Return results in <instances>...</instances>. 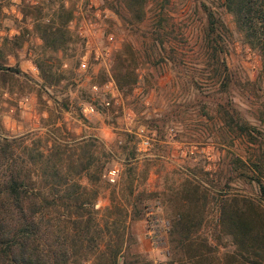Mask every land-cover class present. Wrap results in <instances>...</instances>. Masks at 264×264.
Here are the masks:
<instances>
[{"label": "rangeland", "instance_id": "rangeland-1", "mask_svg": "<svg viewBox=\"0 0 264 264\" xmlns=\"http://www.w3.org/2000/svg\"><path fill=\"white\" fill-rule=\"evenodd\" d=\"M155 1L141 11L125 0H0V137L90 159L94 179L77 181L100 253L218 264L236 248L219 221L221 197L264 204L253 180L264 176V52L244 41L225 0ZM205 6L227 28L226 88L205 54ZM231 115L248 132L229 127ZM191 196L202 204L195 244L174 250L171 221ZM96 257L81 264H106Z\"/></svg>", "mask_w": 264, "mask_h": 264}, {"label": "trees", "instance_id": "trees-1", "mask_svg": "<svg viewBox=\"0 0 264 264\" xmlns=\"http://www.w3.org/2000/svg\"><path fill=\"white\" fill-rule=\"evenodd\" d=\"M147 1L125 0V4H136L143 11ZM224 7L244 41L252 49L264 52V0H225ZM205 11V54L213 78L226 88L231 84L224 58L227 28L206 6ZM3 69L0 65V71ZM228 126L239 134L248 132L234 115ZM90 169L87 156L68 155L64 150L47 153L37 145L26 146L23 140L0 137V264H81L90 261L89 255L100 256L106 264H130L127 260L122 262L119 247L100 253V246L94 245L102 236L93 227L91 204L85 199L87 189L77 181L82 176L94 179ZM263 178L253 180L264 197ZM229 188L226 184L218 194L223 195ZM212 194L205 192L202 200L207 202ZM200 203L199 198L191 196V208L171 221L170 244L174 250L195 244L196 238L191 237L192 212L202 206ZM219 205L222 231L232 237L236 248L218 264H264L262 200L235 193L222 196ZM133 208V216L138 217V207ZM63 213L68 214L67 219L62 218ZM54 215L55 221L51 218ZM206 248L211 255L210 245ZM81 249L87 254L83 262L77 258Z\"/></svg>", "mask_w": 264, "mask_h": 264}]
</instances>
